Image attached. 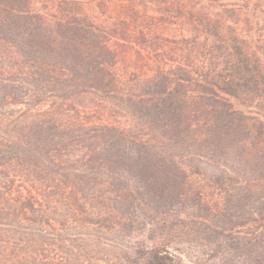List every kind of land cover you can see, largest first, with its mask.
<instances>
[{
  "label": "trees",
  "instance_id": "obj_1",
  "mask_svg": "<svg viewBox=\"0 0 264 264\" xmlns=\"http://www.w3.org/2000/svg\"><path fill=\"white\" fill-rule=\"evenodd\" d=\"M193 159L264 195V0H0V264H184Z\"/></svg>",
  "mask_w": 264,
  "mask_h": 264
},
{
  "label": "rangeland",
  "instance_id": "obj_2",
  "mask_svg": "<svg viewBox=\"0 0 264 264\" xmlns=\"http://www.w3.org/2000/svg\"><path fill=\"white\" fill-rule=\"evenodd\" d=\"M186 170L189 175L190 198L179 208L168 213L166 239L170 246L175 249L184 264H240L248 259L244 255V235L237 232H249V228L254 224L251 222L254 215L264 216V195L246 192L240 189V183L233 182L230 183V188L237 190L228 193V198L225 197L226 194L220 192L216 183V178L222 175V169L203 159L187 161ZM262 185L257 182L250 183L252 189L262 188ZM197 195H201L203 201L220 211V214L214 217L201 209L198 215L208 220L188 216L193 212V206L197 205ZM236 197H239V201ZM194 213L197 214V211ZM262 222L264 223V220ZM99 235L102 240L106 238L102 234ZM143 243L150 246L146 242V234L132 239L124 238L121 244L124 247H135ZM262 245L264 246L263 242Z\"/></svg>",
  "mask_w": 264,
  "mask_h": 264
}]
</instances>
